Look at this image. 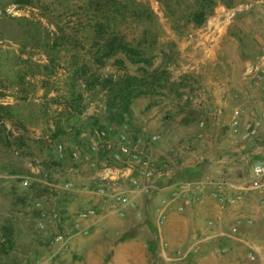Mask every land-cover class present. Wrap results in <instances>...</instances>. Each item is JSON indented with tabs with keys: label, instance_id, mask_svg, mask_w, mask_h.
I'll list each match as a JSON object with an SVG mask.
<instances>
[{
	"label": "rangeland",
	"instance_id": "374dc122",
	"mask_svg": "<svg viewBox=\"0 0 264 264\" xmlns=\"http://www.w3.org/2000/svg\"><path fill=\"white\" fill-rule=\"evenodd\" d=\"M263 53L264 0H0V264H264Z\"/></svg>",
	"mask_w": 264,
	"mask_h": 264
},
{
	"label": "built area",
	"instance_id": "2783aa9c",
	"mask_svg": "<svg viewBox=\"0 0 264 264\" xmlns=\"http://www.w3.org/2000/svg\"><path fill=\"white\" fill-rule=\"evenodd\" d=\"M252 77L259 82L264 84V53L260 56L258 63L256 64L254 71L252 73ZM264 102V96H263ZM260 121L256 120L254 117H248L246 119H242L241 114L237 111L234 118L230 123V130L234 134H239L243 139H251L258 137L261 133ZM123 140L125 137L121 136ZM124 152H128V148L126 145L121 148ZM144 175L148 176L149 172L144 171ZM252 174V187L259 189L264 193V159H256L252 163L251 167ZM235 201V198L232 199Z\"/></svg>",
	"mask_w": 264,
	"mask_h": 264
},
{
	"label": "trees",
	"instance_id": "16d2710c",
	"mask_svg": "<svg viewBox=\"0 0 264 264\" xmlns=\"http://www.w3.org/2000/svg\"><path fill=\"white\" fill-rule=\"evenodd\" d=\"M111 49L109 46H105V49ZM114 52L123 53L127 57H131L132 54L137 53L134 51V47L128 45L127 43H120L117 47L114 48Z\"/></svg>",
	"mask_w": 264,
	"mask_h": 264
},
{
	"label": "crops",
	"instance_id": "0c3cea01",
	"mask_svg": "<svg viewBox=\"0 0 264 264\" xmlns=\"http://www.w3.org/2000/svg\"><path fill=\"white\" fill-rule=\"evenodd\" d=\"M140 252H141V254H143V250H141ZM119 260H120V259H119L118 257H117V258L115 257V259H113L112 262H111L110 264H118V261H119ZM126 263H127V262H126ZM126 263H125V264H126Z\"/></svg>",
	"mask_w": 264,
	"mask_h": 264
}]
</instances>
